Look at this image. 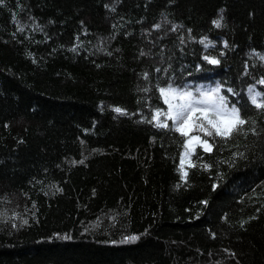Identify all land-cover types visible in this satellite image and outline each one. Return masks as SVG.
<instances>
[{"label": "trees", "instance_id": "1", "mask_svg": "<svg viewBox=\"0 0 264 264\" xmlns=\"http://www.w3.org/2000/svg\"><path fill=\"white\" fill-rule=\"evenodd\" d=\"M262 56L264 0H2L0 264H264ZM168 85L250 122L186 181Z\"/></svg>", "mask_w": 264, "mask_h": 264}, {"label": "snow or ice", "instance_id": "2", "mask_svg": "<svg viewBox=\"0 0 264 264\" xmlns=\"http://www.w3.org/2000/svg\"><path fill=\"white\" fill-rule=\"evenodd\" d=\"M222 20L223 16L221 15L220 19L213 20L212 23L216 28H220L222 26ZM156 27L159 28L160 25L158 24ZM20 31H23V28ZM201 43H204V41H201ZM225 46L227 47L226 43ZM204 59L211 64L220 63L216 58L205 56ZM261 59H264V56ZM144 78H148L147 74H145ZM258 83L264 85V79L258 81ZM159 92L164 98V103L168 106L167 111L157 109L152 119L148 122L152 123L155 121L157 128L169 129L168 121H171V130L178 132L182 137L186 138L183 144L184 157L180 162L182 171L181 179L185 181L188 176V172L183 171L185 161H188L190 167L197 166L191 163V155L195 151V145L198 144L202 147L204 152H211L213 150V144L209 143V140L206 138L202 139L199 134H203L204 137H211L213 140L219 137L227 141L232 139L234 135L244 133V126L250 123L241 115L240 108H237L235 105L229 107L227 97L220 94L221 88L219 86L210 91L198 90V95L190 90L174 88L172 85H168L167 88H160ZM248 95L252 105L257 109L264 110V93L255 91L254 87H250L248 89ZM114 111L120 115L127 114L120 107L114 108ZM161 116L166 117V119L161 121ZM251 123L254 125L255 122ZM251 131L255 134V127H252ZM193 132L198 133V135H192L191 133ZM80 162L83 163V161ZM200 166L204 168L210 167L209 165ZM64 238L67 239L69 237ZM137 238L135 236L126 237L121 242H132Z\"/></svg>", "mask_w": 264, "mask_h": 264}]
</instances>
